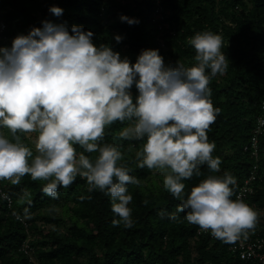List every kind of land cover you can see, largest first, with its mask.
Segmentation results:
<instances>
[{
	"label": "clouds",
	"instance_id": "obj_1",
	"mask_svg": "<svg viewBox=\"0 0 264 264\" xmlns=\"http://www.w3.org/2000/svg\"><path fill=\"white\" fill-rule=\"evenodd\" d=\"M49 10L62 14L56 6ZM120 19L139 22L123 15ZM41 24L17 35L10 48L0 47V129L9 133L0 132V180L19 185L28 175L46 181L43 193L56 199L58 188H68L80 176L88 191L110 197L118 217L113 226L131 228L127 186L141 181L121 163L124 156L117 146L101 143L105 128L119 121L128 125L120 132L122 139L144 141L134 154L136 166L160 174L163 188L179 201L170 220L184 213L189 223L225 243H235L255 228L257 213L239 196L232 199L236 180L231 174H209L187 194L183 183L201 176L204 165L212 173L220 171L221 160L212 155L216 146L207 136L219 112L211 103L210 78L225 74L229 66L220 35L195 33L187 41L195 50V63L186 66L177 60L165 66L156 49L141 50L130 63L109 46L94 45L93 33L81 26L72 25L69 33L62 23ZM76 146L83 151L78 153ZM29 196L25 190L19 197L28 205L23 215L12 213L22 222L31 219Z\"/></svg>",
	"mask_w": 264,
	"mask_h": 264
},
{
	"label": "trees",
	"instance_id": "obj_2",
	"mask_svg": "<svg viewBox=\"0 0 264 264\" xmlns=\"http://www.w3.org/2000/svg\"><path fill=\"white\" fill-rule=\"evenodd\" d=\"M155 1L0 0V22L6 25L0 47L10 48L17 35H27L31 28L42 27L41 21L49 20L65 24L69 33L72 25L91 31L94 45H107L130 63L136 62L141 50L156 49L165 66L177 60L190 66L195 63V50L188 39L204 31L220 35L229 66L225 74L210 78L211 103L219 112L207 131L209 142L216 146L212 155L221 160L220 171L212 173L201 166V176L183 181L185 194L207 175L227 172L236 180L235 199L257 163L260 176L250 207L258 215L255 228L264 236V132L259 136L258 159L244 149L250 145L264 101V0H161L169 22L163 29L152 21ZM52 6L61 8L62 14L51 13ZM122 15L139 22L130 25L120 19ZM117 35L122 37L120 42ZM130 91L135 98V85ZM127 126L117 121L106 127L101 143L117 146L124 156L121 163L141 181L139 186H127L133 226H113L112 220L118 217L111 210L110 197L99 190L88 191L87 181L80 176L68 188H58L56 199L43 193L46 181H33L28 175L19 185L0 180V190L12 198L9 205L0 195V264H256L232 253L233 243L189 223L184 213H177V221L169 219L179 201L163 188L160 174L136 166L134 154L144 141L122 139L120 132ZM3 133L9 135L6 129ZM22 140L33 147L23 135ZM76 148L78 153L83 151ZM25 190L32 201V215L22 222L12 213L23 215L28 205L20 203L19 197Z\"/></svg>",
	"mask_w": 264,
	"mask_h": 264
},
{
	"label": "built area",
	"instance_id": "obj_3",
	"mask_svg": "<svg viewBox=\"0 0 264 264\" xmlns=\"http://www.w3.org/2000/svg\"><path fill=\"white\" fill-rule=\"evenodd\" d=\"M167 9L161 0L155 1V8L153 12L152 21L158 26L159 29L168 28L169 22L167 21ZM6 25L4 22H0V40L5 39L2 35ZM163 44V42H162ZM262 113L257 118L256 127L251 137L250 145L245 146V150H251V153L258 159L259 157V139L260 134L264 132V101L261 105ZM3 132V129H0ZM259 166L257 163L252 165L249 175L244 179L240 188L238 189L235 199L239 196L243 202L250 207V196L254 191V183L259 178ZM1 194L6 193L0 190ZM7 194V193H6ZM10 199L7 200L9 205L12 203V198L7 194ZM25 222V220L23 221ZM26 252L31 254L30 248L24 246ZM230 251L241 259L254 261L256 264H264V236L261 235L257 228L249 230L246 236H241L235 243L229 247Z\"/></svg>",
	"mask_w": 264,
	"mask_h": 264
},
{
	"label": "rangeland",
	"instance_id": "obj_4",
	"mask_svg": "<svg viewBox=\"0 0 264 264\" xmlns=\"http://www.w3.org/2000/svg\"><path fill=\"white\" fill-rule=\"evenodd\" d=\"M169 50H170V48L167 47V48H166V51H167L168 53H169ZM156 176H157V175H156ZM156 176H155V177H156ZM260 216H262V212L259 213V217H260ZM259 220H261V218H259Z\"/></svg>",
	"mask_w": 264,
	"mask_h": 264
}]
</instances>
